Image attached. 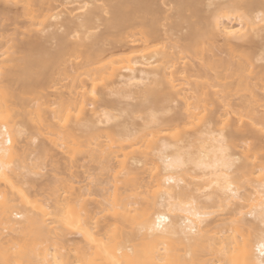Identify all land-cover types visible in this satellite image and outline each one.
I'll list each match as a JSON object with an SVG mask.
<instances>
[{"label":"bare ground","instance_id":"6f19581e","mask_svg":"<svg viewBox=\"0 0 264 264\" xmlns=\"http://www.w3.org/2000/svg\"><path fill=\"white\" fill-rule=\"evenodd\" d=\"M0 21V264H264V0Z\"/></svg>","mask_w":264,"mask_h":264},{"label":"rangeland","instance_id":"374dc122","mask_svg":"<svg viewBox=\"0 0 264 264\" xmlns=\"http://www.w3.org/2000/svg\"><path fill=\"white\" fill-rule=\"evenodd\" d=\"M0 22H1V21H0ZM3 24H5V25H2L3 27L0 26V34H1V35H6V36H8V37H10L12 34L14 35V33H15V32H14V31H15V30H14V29H15V28H14V24H13V23H10V21H5ZM0 25H1V23H0ZM22 29H23V28H22ZM22 29H21V30H22ZM13 32H14V33H13ZM13 35H12V36H13ZM6 36H4V37H6ZM4 37H3V38H4ZM18 37H19V36H18ZM20 37H21V36H20ZM20 37H19V38H20ZM0 38H1V36H0ZM6 38H7V37H6ZM6 38H5V39H6ZM1 39H2V38H1ZM1 39H0V40H1ZM222 55H224V54H222ZM245 93H246V91H244V90L238 91V93H235V94L232 96V99H236V98H238L240 95L245 94ZM51 98H52V97H51ZM64 161H66V160H64ZM79 164H83V162H79ZM46 165H47V164H46ZM46 165H45V167H44V166H41V167L44 168V169H45V168H46V169L49 168L50 171H52V169L54 168L53 165H50V167H49V166L46 167ZM48 165H49V164H48ZM59 168H60V167H59ZM61 168H62V167H61ZM46 169H45V170H46ZM49 169H48V170H49ZM56 169H58V168L56 167ZM48 170H47V171H48ZM60 170H62V169H60ZM72 170H73V169H72ZM79 170L83 171L84 168H83V167H80ZM39 171H40V170H39ZM43 171H44V170H43ZM53 171H55V170L53 169ZM53 171H52V173H53ZM44 172H45V171H44ZM52 173H50V174H52ZM40 180H41V179H40Z\"/></svg>","mask_w":264,"mask_h":264}]
</instances>
